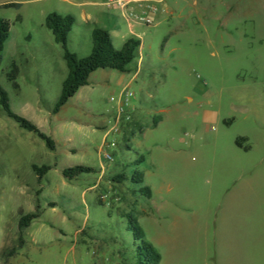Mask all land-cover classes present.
<instances>
[{
  "label": "rangeland",
  "instance_id": "374dc122",
  "mask_svg": "<svg viewBox=\"0 0 264 264\" xmlns=\"http://www.w3.org/2000/svg\"><path fill=\"white\" fill-rule=\"evenodd\" d=\"M66 1L105 3L0 0V6H22L0 11V20L11 26L0 86L14 114L56 141V150L49 151L0 107V241L11 243L6 251L17 240L20 248L21 216L42 213L11 263L134 264L132 218L161 264H229L227 242L219 237L231 234L233 221L264 219V0H200L196 7L170 2L155 27L132 26L133 34L116 10L73 8ZM82 12L91 20L85 22ZM51 14L76 18L68 49L80 59L91 55L96 29L114 37L118 51L123 46L117 35L139 37L143 44L127 73L98 71L57 115L68 69L46 28ZM14 64L20 70L18 90L8 80ZM126 90L145 132L130 134L131 125L124 124L110 135L113 148L104 153L113 162H108L101 147ZM207 113L216 121L208 122ZM101 124L104 131L90 128ZM68 150L76 154L65 156ZM141 157L145 162L138 164ZM80 165L108 169L107 180L101 182L97 172L73 182L62 176ZM33 166L51 169L40 184ZM241 174L258 191L246 198L251 210L238 197L230 208ZM119 175L127 179L122 185L114 182ZM138 175L144 176L141 182ZM143 188L152 191L151 200Z\"/></svg>",
  "mask_w": 264,
  "mask_h": 264
},
{
  "label": "trees",
  "instance_id": "16d2710c",
  "mask_svg": "<svg viewBox=\"0 0 264 264\" xmlns=\"http://www.w3.org/2000/svg\"><path fill=\"white\" fill-rule=\"evenodd\" d=\"M21 5L9 4L0 6L1 10H19ZM77 24V20L74 16H63L58 14H51L46 18V28L52 33L57 45L62 48L63 60L66 63L68 69V76L62 86V95L53 111L54 115L59 114L74 97L84 88H87L90 84V78L98 71H115L121 74L128 72V67L135 61L136 54L141 47V41L136 38L129 39L118 51L115 49L112 38L107 31L96 29L92 34V53L86 59H80L68 49L69 37L73 31V28ZM11 32V26L8 22L0 20V68L3 59V53L5 46L9 40ZM19 77L18 67L14 64L8 74V80L13 84L16 90L19 89L17 84V78ZM0 107L4 115L14 121L22 130L34 134L41 141H43L47 149L51 152L56 150V142L43 134L41 130L28 120L21 118L14 114L10 107V100L8 94L0 86ZM143 119L138 120L132 118V121L128 123L131 127L141 133H144ZM161 120L153 123V128H157ZM138 164L144 163V158H140ZM32 171L37 177L38 183H42L43 179L51 172L49 167L39 168L37 166L32 167ZM99 170L86 168V167H73L64 169L62 176L68 180L74 179L82 175H90L92 173H98ZM124 176H118L114 179V182L121 183L124 181ZM139 181L143 179L142 175H138ZM134 184H137L135 179ZM142 195L147 199H151V192L147 188L140 190ZM40 210V207H37ZM42 213H33L25 216H21L18 226L20 234V248H11L9 251L4 252L2 259L7 263L8 260L14 258L19 249H22L25 244V232L31 227V225L40 219ZM130 219L129 230L133 235L135 242V263L134 264H161V256L155 250V248L145 240V234L136 219Z\"/></svg>",
  "mask_w": 264,
  "mask_h": 264
},
{
  "label": "crops",
  "instance_id": "0c3cea01",
  "mask_svg": "<svg viewBox=\"0 0 264 264\" xmlns=\"http://www.w3.org/2000/svg\"><path fill=\"white\" fill-rule=\"evenodd\" d=\"M185 2L192 3L194 7L197 6V2H193V1H185ZM65 3H67V5H69L70 7H73V8H83V7H91L92 8V7H99V6L102 8H105V6H104L105 3L104 4H96V3H93L92 1L84 3V4H79V5H77L73 2H68V1H66ZM166 10H167V7H166L165 11L160 10L156 16V19L161 14H165ZM81 16L85 22L90 21L92 18L91 15H88L85 12H82ZM154 27H155V25H154ZM129 28L133 34L134 27L129 26ZM116 37H117L116 40L122 42V46H124V44L131 38H136V39L140 40L139 37H131L129 39H124L121 35L120 36L117 35ZM111 38L113 41L114 37L111 36ZM142 49H143V44L141 41V47H140L139 51H142ZM18 70H19V67H18ZM19 74H20V70H19ZM129 113H130L131 117L134 118L135 110L133 108H131ZM206 120L208 122H214V121H216V115L213 113H207L206 114ZM86 126L90 127V125H86ZM102 127H104V125L101 124L99 126H94V127H90V128L91 129H97V130H103ZM135 131H136L135 129L131 128L130 134H133ZM67 139L73 140V137L70 136ZM104 140H105V138H104ZM69 152L70 153H68L66 151L65 156H69L70 154H76V151H74V150L69 151ZM141 158H143V157H141ZM76 167L91 168L87 165H80V166H76ZM71 168H73V167H71ZM97 170H99L98 174L100 176L101 182L107 180L106 176H107L108 169L102 167L101 169H97ZM119 176H123V175H119ZM249 178L250 177H246L243 174H241L237 179L235 177L236 183H235V186L233 188L235 190V192L233 193V197H231V199H230V201H231L230 208L231 209L235 208L234 204L237 202V197L241 201V203L245 209H248V210L252 209V205H250L246 202V198L249 195L252 196L254 193H257L258 191H257V189H252L251 182L248 180ZM76 179H74L73 181H75ZM143 179H144V176H143ZM126 180L127 179L125 177L124 181L121 182L120 185H122ZM73 181H70V182H73ZM236 188H237V190H236ZM94 189H95V187L92 189L90 188L89 190L92 191ZM147 189H149V188H147ZM150 192H151V199H152L153 193L151 190H150ZM236 194H237V196H236ZM241 203H240V205H241ZM262 206L264 207V200H262ZM31 214H33V213H31ZM18 223H19V221H18ZM18 230H19V226H18ZM82 232H83V230L77 231V236L81 235ZM230 232H231V234L228 235V237H226V236H220L219 237L220 243L227 242L226 248H227L228 254H229V264L231 262H232V264H241V261L243 259H244L245 264H254V262H257V261H254L255 256H259L262 259H264V219L259 220L258 223H255V224H253L251 221L247 220V218H244V219L238 220V221H233V222H231ZM4 239H6V238L4 237ZM4 239L0 241V264L2 263V254L10 247V244H11L9 242H6ZM18 243H19L18 240L14 241L12 243V245H13L12 248H19L18 247L19 245L17 246ZM25 246H26V242L23 245L22 249H19L17 255L14 258H12L11 260H9V262L7 264H13L11 262L20 256V254H21L20 251L24 250Z\"/></svg>",
  "mask_w": 264,
  "mask_h": 264
},
{
  "label": "built area",
  "instance_id": "2783aa9c",
  "mask_svg": "<svg viewBox=\"0 0 264 264\" xmlns=\"http://www.w3.org/2000/svg\"><path fill=\"white\" fill-rule=\"evenodd\" d=\"M185 1L198 2L200 0H105V8L109 10H116L122 14L123 19L130 26H145L148 28L154 27L156 22V16L160 10L165 11L168 3H179ZM132 94L129 90L122 93L117 101L116 114L109 121L108 125L110 130L105 136L101 152L104 153V149L108 150L113 148V144L108 141L109 136L112 134H118L121 127L124 124H128L132 121L130 115V99ZM104 160L113 162V158L108 153H104Z\"/></svg>",
  "mask_w": 264,
  "mask_h": 264
}]
</instances>
